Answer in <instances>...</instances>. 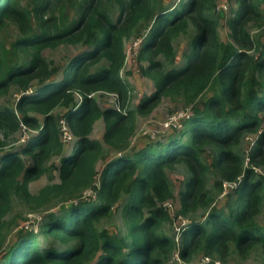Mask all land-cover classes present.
Here are the masks:
<instances>
[{"label":"trees","instance_id":"16d2710c","mask_svg":"<svg viewBox=\"0 0 264 264\" xmlns=\"http://www.w3.org/2000/svg\"><path fill=\"white\" fill-rule=\"evenodd\" d=\"M235 1L239 8L227 23L231 42H224L214 15L217 0L172 7L164 0H38L32 10L19 7L18 0H0V30L8 22L18 26L22 37L13 51L27 58L10 62L0 42V97L13 86L20 92L13 108L0 109V153L10 136L22 128L27 133L20 153L0 156V245L14 201L33 211L63 203L60 213H50L34 230L18 232L0 252V264H170L178 248L181 259L201 253L208 264L223 261L232 248L240 256L259 248L264 262V225L256 221L264 209V178L253 169L264 170V129L247 170L240 153L244 137L264 128V36L254 41L246 32L258 14L254 1ZM33 19L39 34L31 33ZM190 25L191 50L178 66L172 43ZM133 33L143 39L139 58L148 63L141 73L154 84L134 113L148 115L170 97L182 99L192 114L164 141L147 140L128 153L135 127L121 71L124 44ZM63 45L81 50L61 70L47 62L44 51ZM161 59L171 68L164 69ZM96 93L115 95L120 108L100 106ZM57 109L75 139L70 153L58 132ZM98 120L104 132L92 139ZM208 148L214 150L210 163L203 159ZM56 156L58 181L31 194L29 184L48 172ZM177 165L187 175L172 216L163 205L174 199L167 172ZM211 171L219 192L223 181L235 183L243 175L233 203L211 208ZM88 191L95 200L84 199ZM120 207L124 230H100L98 224ZM199 210L204 218L197 221L192 216ZM172 217L189 222L180 245L163 231Z\"/></svg>","mask_w":264,"mask_h":264},{"label":"rangeland","instance_id":"374dc122","mask_svg":"<svg viewBox=\"0 0 264 264\" xmlns=\"http://www.w3.org/2000/svg\"><path fill=\"white\" fill-rule=\"evenodd\" d=\"M167 1V6H175L181 2H185L186 0H164ZM255 5L258 6V14L254 16V19L249 22L246 26V32L248 35L254 40H260L264 36V0H253ZM38 0H18V5L24 9L32 10L37 4ZM218 5L220 4V0L217 1ZM239 4L235 0H229L228 4L225 6V9L216 11L215 9V17L218 25V33L219 37L224 42H231L230 40V32L227 27V23L229 19H231L234 13L238 10ZM221 9V8H220ZM68 12L70 16L74 15L73 6L70 5L68 7ZM193 25H190L185 34L179 35L176 39L173 40V47L176 53L179 55L180 63L178 66H182L184 63V57H182L185 53L190 52L191 41L194 32ZM143 30H141L142 32ZM41 32L38 21L33 19L32 30L31 33L39 34ZM30 33V35H31ZM147 33V32H143ZM22 37L21 32L18 26L13 22H8L1 30H0V42L8 51L9 61L12 63H24L26 61V57L24 54L16 53L13 51V44L18 41ZM143 44V39H137L136 33H133L131 38L125 41L124 50H125V64L121 71V79L126 83L129 88V102H128V111L133 112L132 118L134 121L135 132L134 136L130 142V149L128 153H130L134 148L141 146L145 141H164L166 137L176 130H180L184 127V123L186 119L191 117L192 109L191 106H186L184 101L180 98H170L164 97L161 99L160 103L157 107L148 115H141L138 113H134L138 104L149 97L154 92V84L153 81L141 73V68L148 67V63L146 61L141 60V48ZM81 48L79 46L72 45H63L58 47L55 50H46L44 51V55L46 57L47 62L54 64V66L59 67L61 70L65 67L67 62L72 58ZM182 58V59H181ZM163 60V59H161ZM164 69H169L171 66L167 64L163 60ZM61 74L56 78L57 80L60 78ZM19 89L17 87H11L8 93L2 97H0V109L5 107L13 108L14 98L19 95ZM93 98L100 106H108L112 109H119L120 106L117 103L116 96L112 94L106 93H96L93 95ZM206 97H202V101H204ZM62 113V109L55 110L54 114L58 118V132L60 136L64 130V134L68 133L66 130V125L63 124V118L59 115ZM264 128L260 130L247 134L242 142L240 143V153L241 157L244 161V169H249V154L254 152L258 145V141L260 139V135L262 134ZM104 132V123L102 120H98L95 122L93 126V130L91 132L90 137L92 139H97L102 136ZM3 139V138H1ZM27 139V133L25 129H21L18 133L13 136H10L6 146L2 149V153L8 152H18L20 153V149L22 144ZM63 140V139H62ZM64 143V140H63ZM68 148L67 152H71L75 139L66 141ZM106 147V146H105ZM210 148L207 149L205 154L203 155V159L206 163H210L213 158V152ZM108 152V151H107ZM106 152V153H107ZM108 156L112 155V152L107 153ZM59 158L53 157V159L49 162L48 172L34 180L29 184V191L31 194H37V192L45 187L46 185L56 183L57 180V172L56 166H58ZM102 163L98 165V169L101 168ZM185 167L183 165H177L172 167L168 172V180L169 186L172 191L174 199L167 201L163 207L164 209H169L172 216H176L180 207L179 199L180 195L184 192V184L186 179ZM255 172L264 178V170L262 168H255ZM243 175L238 177L235 183H228L223 181L222 190L219 192L218 189H214L215 182L219 180L216 177V173L211 171L207 175L206 179V188L210 192V197L214 200L211 208H220L223 202L233 203L235 201L234 189L237 188L239 182H241ZM231 189V191H230ZM84 199L87 201L95 200V196L92 191H88L84 195ZM63 208V203L60 202H52L48 204L45 208H42L38 211H33L29 206L21 203L19 201H14L12 205V209L9 212L7 218L4 222L9 223L8 226H5V230L1 232L3 236V243L0 245V252L5 253L9 245L14 242L15 237L20 231H29L31 228L33 230L35 227L39 225L41 221L47 219L50 213H60ZM121 207L114 212V214L108 218L103 219L99 224L98 228L100 230H107L108 233H117L118 231L124 230V221L121 219ZM195 216H192L194 219L201 220L204 217L203 210H199ZM175 217H172L170 224L163 225V231L173 240L175 243L180 245V235L182 232V227H186L189 225L187 220H183V218L178 217L177 220H173ZM257 223L264 225V209L261 211L259 216L256 218ZM180 248L176 249L173 253L170 264H204L206 262V257L201 253H198L193 256L190 260H183L179 257ZM211 261V260H210ZM216 264H264L263 262V254L259 248H254L251 250L247 256H240L233 248L228 253V255L224 258L223 261L215 260Z\"/></svg>","mask_w":264,"mask_h":264},{"label":"built area","instance_id":"2783aa9c","mask_svg":"<svg viewBox=\"0 0 264 264\" xmlns=\"http://www.w3.org/2000/svg\"><path fill=\"white\" fill-rule=\"evenodd\" d=\"M228 2H229V0H220V4L219 5H218V2H216V7H215L216 11L225 9V6L228 4ZM63 124L66 125L65 121H64ZM23 129H25V128H23ZM66 130H67L68 133L64 134V130H63L62 135H61V138L64 140V143H66V141H68V140H72V138H73L72 135L70 134V131H69L67 126H66ZM253 169L255 170V168H253ZM205 259H206V262H204V264H208L210 262V259L209 258H205Z\"/></svg>","mask_w":264,"mask_h":264}]
</instances>
